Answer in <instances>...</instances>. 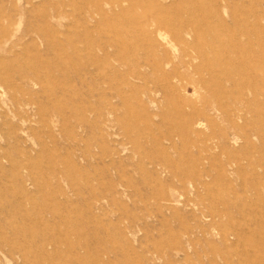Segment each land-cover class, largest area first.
<instances>
[{
  "label": "rangeland",
  "instance_id": "rangeland-1",
  "mask_svg": "<svg viewBox=\"0 0 264 264\" xmlns=\"http://www.w3.org/2000/svg\"><path fill=\"white\" fill-rule=\"evenodd\" d=\"M0 264H264V0H0Z\"/></svg>",
  "mask_w": 264,
  "mask_h": 264
},
{
  "label": "bare ground",
  "instance_id": "bare-ground-1",
  "mask_svg": "<svg viewBox=\"0 0 264 264\" xmlns=\"http://www.w3.org/2000/svg\"><path fill=\"white\" fill-rule=\"evenodd\" d=\"M166 69V68H165ZM155 70V69H154ZM197 120H200V119H197ZM195 121H196V119H195ZM197 122H199V121H197ZM199 124H201V123H199ZM202 126V125H201ZM195 128V127H194Z\"/></svg>",
  "mask_w": 264,
  "mask_h": 264
}]
</instances>
